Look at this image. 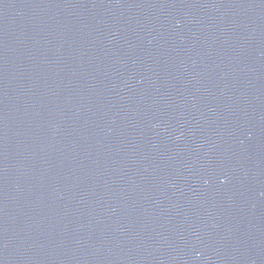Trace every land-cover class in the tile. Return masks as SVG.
I'll list each match as a JSON object with an SVG mask.
<instances>
[{
    "label": "water",
    "instance_id": "95a60500",
    "mask_svg": "<svg viewBox=\"0 0 264 264\" xmlns=\"http://www.w3.org/2000/svg\"><path fill=\"white\" fill-rule=\"evenodd\" d=\"M0 264H264V0H0Z\"/></svg>",
    "mask_w": 264,
    "mask_h": 264
}]
</instances>
